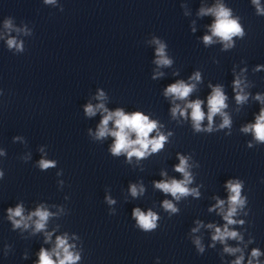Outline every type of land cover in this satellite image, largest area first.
Here are the masks:
<instances>
[{
  "label": "clouds",
  "instance_id": "obj_1",
  "mask_svg": "<svg viewBox=\"0 0 264 264\" xmlns=\"http://www.w3.org/2000/svg\"><path fill=\"white\" fill-rule=\"evenodd\" d=\"M252 2L256 5L257 14H264V9L260 8L259 0H252ZM45 3L53 4L55 3V0H45ZM199 14H211L215 17L214 22L210 26L211 35H205L203 37L205 45L213 43V37H217L224 43V48L227 49L233 46L234 36L242 37L244 35L243 28L240 26L238 18H233L231 10L223 4H218L208 9L202 8ZM4 27L8 30H12L13 25L10 19L5 20ZM17 31L20 30L17 29ZM25 33L27 34V30H25ZM153 43L157 45V59L155 60V63L158 66H170L172 61L166 55V45L156 38H154ZM7 45L9 49L15 48L17 51H23V43L17 41L15 38H9L7 40ZM257 70H259V66ZM157 75L162 74L157 73ZM153 78H155V76ZM200 78L199 72L190 77V79H194L196 81H199ZM233 84L234 91L239 90L235 96L237 103L241 104L246 102L248 97L246 94H243V89L241 87L242 81L237 78L234 80ZM194 88V84L185 83L181 80L169 85L165 89L164 95L171 96L177 100H185L194 91ZM103 97L104 93L101 91L98 98L103 99ZM255 98L264 103V98H262L259 94H257ZM226 100L227 97L223 92L222 87H213L212 93L209 95L207 100L208 112L206 118L208 120V127L203 129L204 131H212L213 118L217 114L221 115L223 118L220 128L230 127L231 120L224 112V109L227 107ZM202 103L203 101L197 99L187 103L185 108H181L180 105L177 104L171 109L172 115L175 117L177 113H179L180 116L184 117L186 116V109L190 108V116L193 122V127L196 131H201V123L205 119V113L202 110ZM84 111L89 117L96 115L98 111L104 113L95 135L98 139L109 135L114 138V143L112 144L110 151L115 156H119L123 153L127 155L129 160H131L132 157H136L137 159L145 158L151 153L160 151L167 141V136L159 132L157 121L150 120L147 115H144L141 112L126 113L123 109L109 111L103 103L96 106L89 103L85 106ZM109 122L113 123V128H109ZM242 131L252 132L257 141L264 142V108H261L259 115L256 116V122L245 126ZM153 132H156V136L154 137L150 135ZM133 135L135 138H133ZM178 158L180 162L175 166V171L181 173L184 179H171L170 181L154 182V186L165 194H171L177 200L180 199V197L187 196L189 194L198 196L199 192L196 189H189L187 187V185L192 181V176L187 170L189 167L187 158L184 156H179ZM54 166L55 161L47 159H41L39 161V167L41 169H48ZM2 176L3 173L0 172V177ZM226 187L230 193L228 197L227 211H224V200L217 198V204L214 206V208L220 209L226 223L223 229L212 224L208 225L209 228L215 229L212 240L220 241L221 243H224L226 239H242L237 231L230 230L228 226L236 223H244L243 220L236 221L233 217L237 214V209L242 208L246 202V199L241 196L242 182L229 180ZM143 191L144 189L142 186L139 187V189L135 184L130 186V192L133 197L138 196L143 193ZM106 199L109 204L115 203V201L110 197H106ZM163 208L165 210H170L173 213L178 211L174 204L169 200L163 201ZM211 210L213 209H210V211ZM7 212L8 218L12 221L14 228H19L21 226L27 228L29 227L28 221H32L36 232L42 231L46 228L47 221L52 215V213H50L42 205L38 207L36 211L31 212L27 217L23 214L24 208L22 205H17L14 209L8 208ZM132 216L136 220L137 226L146 232L157 228V220L159 217L151 210L145 213L141 211L140 208H134ZM33 217H36L34 221ZM193 231H197V229H193ZM51 235V233H46V242L51 239ZM195 243L197 244L199 250L203 252V248L200 247L199 239H197ZM72 247V245H69L66 235L57 236L55 247L51 251L44 248L40 249L37 264H76V261L80 259V256L70 251ZM224 251L233 254L240 252L241 249L225 247ZM260 255L261 252L259 249H253L251 251V258L248 260V264H254V260ZM53 257H55V259H53ZM243 261L244 256L241 254L235 261H233V264H243ZM256 264H259L258 260H256Z\"/></svg>",
  "mask_w": 264,
  "mask_h": 264
}]
</instances>
